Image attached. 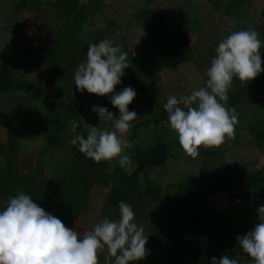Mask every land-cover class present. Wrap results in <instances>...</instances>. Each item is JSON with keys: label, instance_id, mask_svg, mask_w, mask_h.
<instances>
[{"label": "trees", "instance_id": "trees-1", "mask_svg": "<svg viewBox=\"0 0 264 264\" xmlns=\"http://www.w3.org/2000/svg\"><path fill=\"white\" fill-rule=\"evenodd\" d=\"M144 1L132 22L143 29L146 43L136 46L135 54L127 58L130 66L124 69L123 75L124 78L135 77L131 83L136 93L147 89L144 85L138 86L137 78L176 69L188 60L190 47L183 28L168 25V12L157 10L155 0ZM33 2L36 7L41 5V2ZM103 3L104 0H45L43 4L51 10L57 28L51 43L28 36L22 26L12 27V35L10 32L5 41L6 34L1 35L0 46L11 42L14 46L7 51L11 57L0 62V97L26 90L33 96L47 98L56 137L43 147L33 167L21 171L22 156L18 152L15 128L7 123L12 132L7 146L0 142V201L3 200L0 211L6 208L10 197L23 192L68 226L75 218L96 208L95 192L105 190V203L96 209L99 212L110 207L119 210V202L130 204L135 222L146 221L155 264H210L212 257L219 258L223 254L236 259L238 264H254L236 246L237 236L247 234L246 225L250 221L236 222L237 216L228 210H219L211 198L221 196L232 208L236 204L252 203L256 198L264 202V167L257 166V159L248 164L229 157L225 151L218 150L219 147H201L194 181L188 177L168 184L152 180L151 174L165 170L176 150L183 152L174 133L169 138L156 135L152 142L135 140L141 128L168 122L164 109L167 100L154 120L131 122L128 141L132 147L124 149L131 158V165L126 168L115 162L95 163L79 151L78 145L70 144L77 135L86 138L91 126L98 127L97 123L83 120L93 107L90 100L95 94L86 90L82 94L77 90L73 66L86 60L92 43L108 39L121 49L125 43V37L116 36L112 24L106 28L95 26ZM239 4L247 5L248 0H239ZM26 6V0H20L14 9L19 13ZM259 38L264 39V29ZM41 68H47L45 74ZM128 69L131 72L126 71ZM231 88L226 107L236 109L238 123L234 137L226 138L220 147L226 143L236 146L247 132L254 151L264 154V72L247 84L234 79ZM4 115L0 113L1 124H6L2 119ZM61 133L62 140L53 144ZM53 150L58 151L60 163L56 161L49 168H43L45 163L41 158L52 154ZM220 160L227 161V166H220Z\"/></svg>", "mask_w": 264, "mask_h": 264}, {"label": "clouds", "instance_id": "clouds-1", "mask_svg": "<svg viewBox=\"0 0 264 264\" xmlns=\"http://www.w3.org/2000/svg\"><path fill=\"white\" fill-rule=\"evenodd\" d=\"M261 48L262 41L254 29L232 32L215 48L205 86L179 98L168 97L164 109L170 130L186 155L195 159L201 147H219L226 138L234 137L238 113L234 107H226L228 93L234 79L247 84L264 72ZM129 66L127 53L104 39L89 45L85 62L75 70L74 83L80 93L86 90L100 97L111 94L110 103L119 110L116 117L106 107L93 106L91 111L99 119L111 121L114 130L91 126L86 138L77 135L70 140L95 163L115 162L122 168L131 165L130 156L122 153L132 147L124 137L131 122L138 118L135 111H129L136 92L131 87L115 92ZM257 212L254 227L237 236L236 246L254 264H264V205ZM147 242L143 226L135 222L132 206L123 201L119 202L118 219L104 218L83 235L23 192L10 197L6 208L0 211V264H99L98 253L105 249V264H138L150 253ZM210 264L238 261L223 254L212 257Z\"/></svg>", "mask_w": 264, "mask_h": 264}, {"label": "rangeland", "instance_id": "rangeland-1", "mask_svg": "<svg viewBox=\"0 0 264 264\" xmlns=\"http://www.w3.org/2000/svg\"><path fill=\"white\" fill-rule=\"evenodd\" d=\"M31 1L33 2L34 0H26L28 6L25 7L26 9H20L18 13L14 8L20 0H0V38L2 34H6L4 41L5 39L7 40V37H10L7 36L10 32V35H12V27L22 26L28 36L51 43L53 34L57 30L53 14L49 7L43 4L45 0H35L36 2H41L38 7L34 6V2L32 3ZM155 1L154 7L157 10L168 12V25L172 28L181 26L186 32L184 33L190 46L187 49L188 60L179 64L176 69H164L153 76L145 75L136 79L138 80V86L144 85L147 89L144 92L139 91L136 93V97L129 105V111H135L138 114V118L134 121L142 119L154 120L161 113L160 107L169 96L179 98L205 86V82L208 79L207 69L210 67L211 59L215 56V48L229 34L239 30L254 29L260 36L264 29V0H248V4L244 6L239 4V0ZM218 1L219 4H217ZM144 4V0H104L103 5L100 6L101 11L96 18L97 20H95V26L98 28H106V25L112 24L116 28V36L125 37L122 49L127 53V58L135 54L136 46L141 47L146 43L143 29L132 22L134 14ZM233 25L234 27H231ZM260 39L262 41L261 56L262 60H264V39ZM13 46V42L0 46V62L4 58L11 57L7 51H10ZM83 62L85 61L77 62L73 68L77 69ZM46 71L47 68H41L42 74H45ZM126 71L131 72L129 69ZM32 76L35 77L34 75ZM132 77L133 75H130L126 79L122 76L121 83L115 87V92H120L124 87L132 88L133 83L131 81L135 79V77ZM35 79L37 80V78ZM94 96L95 98L90 100L92 106L106 107L114 116H119V110L110 103L111 94L103 97ZM50 107V102L47 98L33 96L32 93L26 90L0 97V113L5 114L2 119L6 123H0V142L5 146H7V142L9 143L12 129L7 127V123L10 122L15 128V139L19 146L18 152L22 156L19 165L21 167H19L20 170H27L30 166L33 167L36 159L42 153L43 147H46L49 140L51 141L56 137V135L54 136L55 126L50 118ZM83 120L97 123L101 129L109 127V130H114L111 121L104 118L99 119L98 114L92 111L87 112L83 116ZM240 124L242 125L243 123ZM150 131L154 135H151ZM137 133V139H135L137 142L143 140L144 142H152L156 135H164L168 138L173 135L166 120L161 124L159 122L153 128H141ZM59 136L53 141V144L62 140V133ZM129 136L130 130L124 139L128 140ZM250 140L251 137L247 132H244L236 146H230L226 143L223 147L219 146L218 150H223L229 157L241 159L248 164L257 159V166L264 167V154L256 153L251 147ZM53 151L51 153L56 157L47 153L41 158L45 163L43 168H49L56 161L60 163V160L57 159L58 151ZM122 154L125 153L123 152ZM172 159L165 170L153 172L151 179L158 181L160 184L172 183L182 177H188L191 182L195 180L199 164L197 158L186 157L184 152L178 153L176 150L172 155ZM219 164L220 166H227V161L222 160ZM243 169H245V166H243ZM95 194V199H97L95 203L98 209L105 203V190H97ZM262 197L264 199V194ZM211 201L219 210H228L237 216L238 220L236 222H241L244 219L250 221L246 225L248 227L247 233L252 230L257 221V209L264 205V202H260L258 198L254 199L252 203L236 204L234 208L230 206V202L221 196H213ZM2 202L3 200L0 201V205ZM96 208H93L92 211L87 212L82 217L75 218L67 227L80 231L81 235H83L84 231L91 230L94 225L104 218L112 220L119 218V210L117 208L102 209V212H99ZM77 220L78 225L76 224ZM145 222V220H142L136 223L143 226L144 235L148 236V228ZM146 248L150 250L148 242ZM106 255V249L98 253L99 264H105L104 257ZM152 257L150 250L147 257L139 261L138 264H155Z\"/></svg>", "mask_w": 264, "mask_h": 264}]
</instances>
